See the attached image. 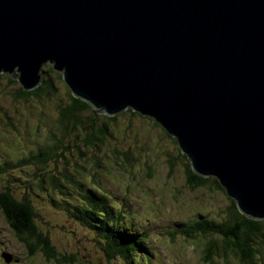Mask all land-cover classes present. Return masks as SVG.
I'll list each match as a JSON object with an SVG mask.
<instances>
[{"label":"water","instance_id":"95a60500","mask_svg":"<svg viewBox=\"0 0 264 264\" xmlns=\"http://www.w3.org/2000/svg\"><path fill=\"white\" fill-rule=\"evenodd\" d=\"M48 62L96 111L153 118L264 219V0H0V74L32 91Z\"/></svg>","mask_w":264,"mask_h":264},{"label":"rangeland","instance_id":"374dc122","mask_svg":"<svg viewBox=\"0 0 264 264\" xmlns=\"http://www.w3.org/2000/svg\"><path fill=\"white\" fill-rule=\"evenodd\" d=\"M48 64L50 63L45 64L42 70ZM50 78L57 87L55 98H64L65 84L56 75ZM5 79L0 80V108L4 112L0 114V160L12 162L37 148L36 145L48 135L47 131L52 124L45 126L47 116L39 119L33 114L36 106H39L36 103L23 107L13 102L11 94L20 84L5 86ZM49 111L51 109L46 113ZM3 126L6 132L3 131ZM108 129L109 137L102 159L115 150L130 152L135 159L133 166L120 168L107 160L101 168L91 167L85 159L96 154L85 148L87 153L80 162L67 165L60 161L56 166L50 163L48 170L54 172L67 168L68 173L76 178L75 182H80L82 187L105 190L114 211L121 208L127 224L125 228L137 233H147V248L137 255L139 260L143 254L147 256L144 264H239L238 259L231 254L225 257L220 253L207 258V243L220 239L219 236L185 234L188 226L202 218L216 222L225 220L231 200L216 186L192 189L187 185L185 162L178 158L179 146L175 138L172 139L151 117L140 114L117 117ZM171 158H176L172 169L169 165ZM40 173L33 166L11 169L7 174L0 175V191L4 190L5 183H10L13 195L18 200L28 195L37 212L36 224L40 231L48 236L58 253L73 259L56 260L41 251L30 256L0 210V258L2 253L12 257L10 263L4 260L2 263L123 264L121 258L108 259L99 242L103 239L94 233V229L83 226L69 215L64 206L58 204L63 199L70 206L80 202L81 191L77 186L70 183V192L74 195L79 192V197L69 199L59 189H52L47 182L44 189L39 188L34 176ZM262 240L264 241V237ZM261 259L264 264V244L261 253H258V264Z\"/></svg>","mask_w":264,"mask_h":264},{"label":"trees","instance_id":"16d2710c","mask_svg":"<svg viewBox=\"0 0 264 264\" xmlns=\"http://www.w3.org/2000/svg\"><path fill=\"white\" fill-rule=\"evenodd\" d=\"M50 64L45 67V70H42L43 79L39 87L32 91H26L21 85H18L17 90L11 94L13 102L21 104L23 107L28 104L32 106L33 103L39 105L36 106L33 114L37 115L39 119L47 116L45 126L52 124L47 131L48 135L36 145L37 148L27 152L24 157L12 162L0 160V175L7 174L11 169L33 166L41 171L40 175L35 174L34 176L39 188L44 189V184L47 182L52 189H59L58 191L67 195L66 197L69 199H76L79 194L78 192L74 195L70 192L69 185L73 182V186L76 185V188L81 191L82 200L71 206L65 203V199L58 201V204L64 206L69 215L73 216L83 226L94 229V233L103 239L99 242L108 259L121 258L123 264H144V259L147 256L143 254L142 259L139 260L137 255L143 253L147 248V233H137L128 227L125 228L127 224L124 222L121 208L114 211L105 190L96 187H82L80 182H75L76 178L68 173L67 168L63 171L54 172L48 170L50 163H54L56 166L60 161L67 165L80 162L87 153L85 148L96 154L85 159L87 165L91 167L101 168L107 160L120 168H125L128 165L133 166L135 159L130 152L115 150L113 153H108L107 157L104 156L103 159L102 153L109 137L108 127L110 123L122 115L135 116L140 113L131 109L115 116L99 113L89 103L75 97L65 83L62 74L55 71L53 65ZM53 75H56L58 80L65 84L64 98H55L54 96L57 87L53 79L50 78ZM1 79H5V86L20 84L17 78H13L9 74L1 73ZM51 100L54 101L51 102ZM50 109L51 111L46 113ZM2 110L0 108V114L3 112ZM155 123L160 125L156 121ZM3 131L6 132L4 126ZM169 136L174 139L173 136ZM175 141L178 144L176 139ZM178 151V158L185 162L186 183L190 188L216 186L231 200L225 220L216 222L202 218L188 226L185 234L188 236L193 234L211 235L210 237L219 236L220 239L210 240L207 243L206 252L209 254L207 258L223 253L225 257L230 254L235 256L239 264H258V253H261V247L264 244L262 240L264 237V219L255 220L242 214L236 200L228 194L218 178L198 175L194 171L188 156L180 148ZM175 160L176 158L169 160L171 169L174 167ZM10 186V183H5L4 190L0 191V210L18 240L27 248L30 256L41 251L49 258L56 260L61 258L63 261L72 260L73 257L58 253L48 236L38 228L36 224L37 212L31 198L25 195L18 200L13 195ZM260 264H263L262 259Z\"/></svg>","mask_w":264,"mask_h":264},{"label":"flooded vegetation","instance_id":"af4514ba","mask_svg":"<svg viewBox=\"0 0 264 264\" xmlns=\"http://www.w3.org/2000/svg\"><path fill=\"white\" fill-rule=\"evenodd\" d=\"M13 258H14V260H16L15 257H13ZM2 260H4V261L6 262V260L4 259L3 253L1 254V258H0V262H1V263H0V264H4V263H2ZM6 263H7V262H6Z\"/></svg>","mask_w":264,"mask_h":264},{"label":"bare ground","instance_id":"6f19581e","mask_svg":"<svg viewBox=\"0 0 264 264\" xmlns=\"http://www.w3.org/2000/svg\"><path fill=\"white\" fill-rule=\"evenodd\" d=\"M129 110V109H128ZM146 117H148V116H146ZM235 199V198H234ZM236 200V199H235Z\"/></svg>","mask_w":264,"mask_h":264}]
</instances>
